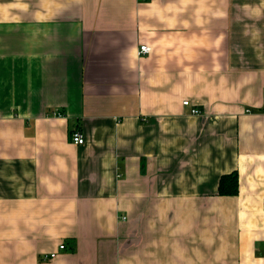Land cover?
I'll list each match as a JSON object with an SVG mask.
<instances>
[{"label": "crops", "instance_id": "1", "mask_svg": "<svg viewBox=\"0 0 264 264\" xmlns=\"http://www.w3.org/2000/svg\"><path fill=\"white\" fill-rule=\"evenodd\" d=\"M0 264H264V0H0Z\"/></svg>", "mask_w": 264, "mask_h": 264}, {"label": "trees", "instance_id": "2", "mask_svg": "<svg viewBox=\"0 0 264 264\" xmlns=\"http://www.w3.org/2000/svg\"><path fill=\"white\" fill-rule=\"evenodd\" d=\"M239 180L236 171L224 173L218 181L217 193L219 195H235L238 192Z\"/></svg>", "mask_w": 264, "mask_h": 264}, {"label": "built area", "instance_id": "3", "mask_svg": "<svg viewBox=\"0 0 264 264\" xmlns=\"http://www.w3.org/2000/svg\"><path fill=\"white\" fill-rule=\"evenodd\" d=\"M141 1H145V0H141ZM150 51V47L146 44H143L140 46L139 50H138V53L139 54H147L149 53ZM189 101L188 100H185L183 101V104H188ZM192 113H195V114H198L200 113L199 110L197 108H192L191 110ZM70 141L73 142L74 144L76 145H79V144H82L83 143V135L82 133L79 131V130H73L71 133H70ZM59 248L62 249L64 248V244H60L59 245ZM55 253H51L47 256H45L46 258H51V257H54Z\"/></svg>", "mask_w": 264, "mask_h": 264}]
</instances>
